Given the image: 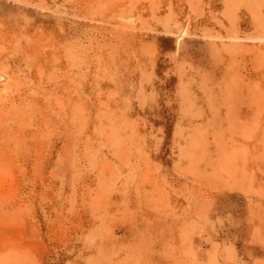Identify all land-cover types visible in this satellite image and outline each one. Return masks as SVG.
Returning <instances> with one entry per match:
<instances>
[{"label": "rangeland", "instance_id": "rangeland-1", "mask_svg": "<svg viewBox=\"0 0 264 264\" xmlns=\"http://www.w3.org/2000/svg\"><path fill=\"white\" fill-rule=\"evenodd\" d=\"M0 264H264V0H0Z\"/></svg>", "mask_w": 264, "mask_h": 264}, {"label": "bare ground", "instance_id": "bare-ground-1", "mask_svg": "<svg viewBox=\"0 0 264 264\" xmlns=\"http://www.w3.org/2000/svg\"><path fill=\"white\" fill-rule=\"evenodd\" d=\"M78 112V111H77Z\"/></svg>", "mask_w": 264, "mask_h": 264}]
</instances>
